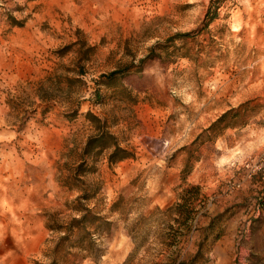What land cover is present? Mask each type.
<instances>
[{"label": "rangeland", "instance_id": "1", "mask_svg": "<svg viewBox=\"0 0 264 264\" xmlns=\"http://www.w3.org/2000/svg\"><path fill=\"white\" fill-rule=\"evenodd\" d=\"M89 113L134 155L88 160L80 264H264V0H0V264H52Z\"/></svg>", "mask_w": 264, "mask_h": 264}, {"label": "trees", "instance_id": "2", "mask_svg": "<svg viewBox=\"0 0 264 264\" xmlns=\"http://www.w3.org/2000/svg\"><path fill=\"white\" fill-rule=\"evenodd\" d=\"M213 19L214 17L210 21ZM188 34L186 33L184 36ZM129 71L130 67L114 70L110 72L109 76H115L121 72L128 73ZM137 71L141 73L143 69L138 68ZM227 114L228 112L224 113L211 127L216 126L224 120ZM88 117L94 123L96 133L88 138L82 153L83 159L73 172V176L76 178L75 187L81 191V194L75 200L74 206V210L78 215L65 222H59L54 218L48 221V228L53 232L59 233L57 241L50 253L52 264H80L83 258L98 256L101 250L98 248L97 238L110 230L111 221L99 212H95L84 202L91 200L95 193H97V191L95 193L90 192L86 180L82 178V175H85L91 170L88 160H97L101 154L107 152L108 162L114 164L134 155L132 151L121 144L105 120H102L92 113H89ZM191 170V166L187 163L183 172L186 175ZM71 186H74V184H71ZM192 188L197 191L200 190L199 186H192ZM190 201L186 199L184 202H180L175 207L169 209L170 211H176L177 216L175 217V221L180 225L174 236V242L176 244L180 241V237L185 234L184 230L190 229L188 223L192 220L194 211L191 208L192 202ZM183 226L186 228L184 229ZM179 264H198L197 256L195 255L190 261H181Z\"/></svg>", "mask_w": 264, "mask_h": 264}]
</instances>
